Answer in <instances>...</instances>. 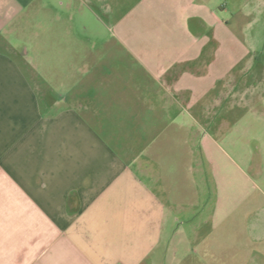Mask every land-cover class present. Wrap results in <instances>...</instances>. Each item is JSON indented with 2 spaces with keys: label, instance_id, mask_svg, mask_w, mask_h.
<instances>
[{
  "label": "crops",
  "instance_id": "obj_1",
  "mask_svg": "<svg viewBox=\"0 0 264 264\" xmlns=\"http://www.w3.org/2000/svg\"><path fill=\"white\" fill-rule=\"evenodd\" d=\"M157 18L180 40L135 43ZM255 36L264 0H0V264H183L169 147L264 154Z\"/></svg>",
  "mask_w": 264,
  "mask_h": 264
},
{
  "label": "rangeland",
  "instance_id": "obj_2",
  "mask_svg": "<svg viewBox=\"0 0 264 264\" xmlns=\"http://www.w3.org/2000/svg\"><path fill=\"white\" fill-rule=\"evenodd\" d=\"M168 21L171 22L161 18L146 20L145 25L154 32L135 35V43L161 47L177 42L181 35L170 34ZM128 23L126 18L121 26ZM109 24L112 26L113 20H109ZM255 38L260 46L258 56L263 58L264 36ZM120 39L128 42L129 36L120 34ZM235 85L239 92L241 86ZM242 110L237 107L231 111L232 117ZM235 131L232 136H226L225 131L208 132L211 139L221 144L213 154L216 165L208 161L204 148L198 156L194 151L199 147H169L170 158L182 152L179 156L181 162H170L167 167L169 178H172L169 183L174 186L171 197L173 203L181 207L178 211L184 222L182 246L186 257L183 264H264V211L257 210L264 205V154H255L252 159L243 156L240 151L245 136L241 130ZM251 135L256 137L251 149L257 151L260 147L264 151V146H260L264 143V129L254 130ZM231 139L237 146L226 147L225 143L230 145ZM193 141L198 145L196 138ZM190 164L196 169L200 165V172L189 169ZM199 222L201 225L194 227ZM250 256L252 258H248Z\"/></svg>",
  "mask_w": 264,
  "mask_h": 264
}]
</instances>
